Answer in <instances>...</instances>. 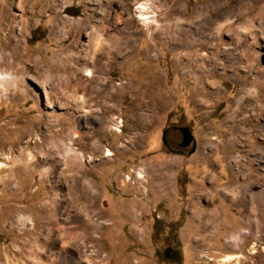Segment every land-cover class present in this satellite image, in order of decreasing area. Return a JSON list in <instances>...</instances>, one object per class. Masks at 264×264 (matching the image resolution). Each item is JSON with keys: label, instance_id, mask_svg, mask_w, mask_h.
I'll use <instances>...</instances> for the list:
<instances>
[{"label": "rangeland", "instance_id": "374dc122", "mask_svg": "<svg viewBox=\"0 0 264 264\" xmlns=\"http://www.w3.org/2000/svg\"><path fill=\"white\" fill-rule=\"evenodd\" d=\"M214 1L0 0V156H22L0 172V264H264V195L258 238L237 199L264 190V39L207 25Z\"/></svg>", "mask_w": 264, "mask_h": 264}, {"label": "bare ground", "instance_id": "6f19581e", "mask_svg": "<svg viewBox=\"0 0 264 264\" xmlns=\"http://www.w3.org/2000/svg\"><path fill=\"white\" fill-rule=\"evenodd\" d=\"M264 0H236L234 3L232 4H225L223 3L221 0H215L214 2L206 5V7H204V9H207L208 7H215L217 11L218 10V14L215 15L214 18L212 19H209L208 20V23H206L207 25H210V26H214V28L218 29L219 31L221 29H224L226 28L227 30L231 31V33L235 30L232 29V28H229L231 27V25L234 23V22H238V25L241 26V28H245V29H249V38H250V41H251V44L254 45L255 49H261V42L260 40L261 39H264ZM263 2V3H262ZM170 4V2H168ZM174 10L180 14L183 15V11L181 10L180 6L178 5V3H175L174 4ZM139 12L141 13L139 15V19L141 20H149L150 17H146L147 16V13L145 12L147 10V7L145 6V4H140L139 5ZM173 8V5H169V8H168V11L173 13L174 10H172ZM199 8H196L194 14H197V15H201L199 13ZM203 9V8H202ZM167 11V12H168ZM255 11L254 14H252V12ZM170 13V14H171ZM180 17V16H179ZM109 18V17H108ZM180 23V22H179ZM85 24V23H84ZM82 25V24H81ZM179 25V24H178ZM215 30V29H214ZM226 30V31H227ZM216 31V30H215ZM237 33V32H236ZM224 34V33H223ZM222 34V35H223ZM235 34V32H234ZM97 37V36H96ZM229 37V36H228ZM232 37V36H231ZM233 39V38H232ZM243 39V38H242ZM94 41V40H93ZM93 43V42H92ZM96 46H97V41L95 42V45H94V50H96ZM116 46V45H115ZM91 49V48H90ZM258 50H253L255 51L257 54L259 53ZM97 51V50H96ZM72 52V51H71ZM254 53V52H253ZM255 53V54H256ZM68 54V52H67ZM70 54V53H69ZM254 54V55H255ZM95 55V54H94ZM257 56V55H255ZM93 57V56H92ZM86 58V57H85ZM94 59V58H93ZM83 60V59H82ZM96 60V59H95ZM89 61V60H88ZM78 62V61H77ZM85 63V62H84ZM92 63V62H91ZM89 65V64H88ZM93 65V64H92ZM81 67H84V66H81ZM85 68V67H84ZM84 70V69H83ZM84 76L86 77H91L92 76V72L91 70L86 69L84 70ZM261 86L264 88V66L261 67ZM102 87V86H101ZM105 89V88H104ZM102 93L105 94V90H102L100 91ZM99 92V93H100ZM98 95V94H97ZM106 95V94H105ZM112 100V99H111ZM81 102V101H80ZM82 103V102H81ZM83 104V103H82ZM262 107V106H261ZM261 107H259L258 111L262 112V109ZM113 109V108H112ZM113 111V110H112ZM116 111V110H115ZM91 112V111H90ZM89 112V113H90ZM110 112L109 108H107L106 110H104L102 112V115L105 116L107 115V113ZM84 113V112H83ZM88 113V114H89ZM259 113V112H258ZM91 114V113H90ZM99 114V113H97ZM85 115V114H84ZM87 115V114H86ZM90 116V115H89ZM100 116V115H99ZM102 116V117H103ZM87 118V117H86ZM104 118V117H103ZM94 119V118H93ZM100 122V121H99ZM103 122V120L101 121ZM237 132V131H236ZM76 136L74 135V138ZM78 137V136H77ZM76 137V138H77ZM68 139V138H67ZM77 140V139H76ZM75 140V141H76ZM232 140V139H231ZM74 141V140H73ZM72 141V142H73ZM54 142V141H53ZM56 142V141H55ZM58 142V141H57ZM70 143V142H69ZM49 144V143H48ZM52 144V143H51ZM55 144V143H53ZM52 144V145H53ZM81 144V143H80ZM57 145V144H56ZM83 145V144H82ZM81 145V147H83ZM69 146V145H68ZM97 147V146H96ZM54 150L51 151L54 152L55 151V146L53 148ZM58 149V148H57ZM58 151V150H57ZM23 153V152H22ZM57 153V152H56ZM55 153V154H56ZM61 153V152H60ZM65 153V152H64ZM54 155V153H51ZM58 154V153H57ZM67 154V153H66ZM73 154V153H72ZM52 155V156H53ZM69 155V154H68ZM65 155L67 157V159L63 162H65L66 164V161L68 162L67 164V171L70 172V173H75V170H78L79 167H80V164L77 163L76 161H74V158L71 157V152H70V155ZM51 156V157H52ZM55 156V155H54ZM53 156V157H54ZM63 156V155H62ZM108 156H113L111 154V152L107 153V155H105V157H108ZM22 156H18V157H13V156H10V155H1L0 156V172L4 169H7V165L8 163L11 161V160H14L16 161V166L18 165V161H21ZM52 157V159H53ZM77 157V156H76ZM55 158H58L57 156H55ZM60 159V158H59ZM61 159H63L61 157ZM80 159V157H79ZM56 161V160H55ZM63 162H61L63 164ZM42 162L40 161L38 164H41ZM54 164V163H53ZM21 165V164H19ZM60 164H58L59 166ZM41 166V165H40ZM56 166V164H55ZM19 167H22V166H19ZM57 167V166H56ZM60 168V167H58ZM57 169V168H56ZM58 170V169H57ZM60 170V169H59ZM82 170V169H81ZM5 171V170H4ZM60 172V171H59ZM64 172V171H63ZM62 172V173H63ZM83 172V171H82ZM79 173L80 170H79ZM143 173L144 172H138V175L140 177L143 176ZM147 173V172H146ZM155 173V172H154ZM85 174V173H84ZM84 174H82L80 176V186H81V192L78 193L79 194V197L80 199L82 200L81 203V207H78L77 209V212H78V220H77V223L78 224V228H81L83 229L84 231H86L88 229V223H87V220L84 218V212L87 210L86 206L84 205V201H88L89 199H91V197L89 196V190H88V185H86V183L84 182H81V180L83 179L84 177ZM87 175V174H86ZM69 178V177H68ZM70 180V178H69ZM68 183V182H67ZM57 184V183H56ZM78 184V183H77ZM251 182L249 183H245V184H242V188L240 189V192H241V196H240V199L237 198L239 200V203H241L242 205V208H243V211H244V215L247 217V219H249L248 222H250L251 224V220L252 221V225H253V229H255V233L256 234V237L258 238L259 237V232L262 230L263 228V224H262V221L260 220V217H258V206H259V201L260 199L262 198V196L264 195V190H256L255 192H249L250 190V186H251ZM79 185V184H78ZM238 185V184H237ZM56 186V185H55ZM74 187V185H73ZM240 188V187H239ZM239 190V189H238ZM92 191V190H91ZM248 193V195H247ZM78 196V195H76ZM237 197V196H236ZM78 198V197H77ZM84 200H83V199ZM235 197H233V200H234ZM96 199V198H95ZM235 201L236 198H235ZM74 202H76V198L74 195H72L71 197V202L68 204V205H71L73 206ZM236 203V202H235ZM55 203L53 201H47L43 204H41V209H40V218L38 220H36L34 222V227L37 225V227H39L40 225H42L41 227H47V230L50 232V230H52V228H50L51 226L54 225V216H55V213L57 212V208H55ZM75 207V206H74ZM245 217V219H246ZM253 217V219H251ZM19 220H22L23 218L22 217H18ZM213 219V218H212ZM212 219L210 221V225H206V228H210L211 227V223H212ZM244 219V220H245ZM209 223V222H208ZM54 228V227H53ZM250 231H246V230H239L238 231V235L240 237V235L243 237V239L241 240V244H243L246 240V238H248L247 236L250 235ZM86 234V232H81V233H73V232H70L67 233L68 236H72V237H83L84 238V235ZM261 234V233H260ZM262 236V235H260ZM88 238V237H87ZM239 239H238V236H231L230 239H229V245H232L234 247H238L239 246V243L237 242ZM259 240V239H258ZM255 241V240H254ZM258 245L256 242H254L251 247L249 248L251 250V253L252 254H258ZM231 260H233V258L231 256H227L226 259H225V262H230Z\"/></svg>", "mask_w": 264, "mask_h": 264}, {"label": "water", "instance_id": "95a60500", "mask_svg": "<svg viewBox=\"0 0 264 264\" xmlns=\"http://www.w3.org/2000/svg\"><path fill=\"white\" fill-rule=\"evenodd\" d=\"M177 130L181 133L182 135V140L179 143V147L181 148H186L192 144V148L189 151V154H192L195 152V141L193 136L191 135V132L188 128H177ZM163 142L165 143V132L163 133ZM175 257H178L176 253L173 254Z\"/></svg>", "mask_w": 264, "mask_h": 264}, {"label": "flooded vegetation", "instance_id": "af4514ba", "mask_svg": "<svg viewBox=\"0 0 264 264\" xmlns=\"http://www.w3.org/2000/svg\"><path fill=\"white\" fill-rule=\"evenodd\" d=\"M165 135H166V132H165ZM165 144H167V141L165 140ZM181 149H185V148H181Z\"/></svg>", "mask_w": 264, "mask_h": 264}, {"label": "clouds", "instance_id": "9594fccd", "mask_svg": "<svg viewBox=\"0 0 264 264\" xmlns=\"http://www.w3.org/2000/svg\"><path fill=\"white\" fill-rule=\"evenodd\" d=\"M3 77H0V79H2Z\"/></svg>", "mask_w": 264, "mask_h": 264}]
</instances>
